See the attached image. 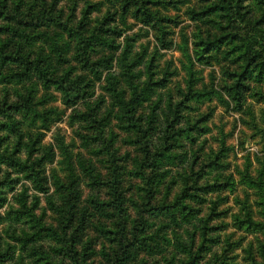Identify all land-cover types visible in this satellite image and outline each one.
Segmentation results:
<instances>
[{
  "label": "trees",
  "instance_id": "16d2710c",
  "mask_svg": "<svg viewBox=\"0 0 264 264\" xmlns=\"http://www.w3.org/2000/svg\"><path fill=\"white\" fill-rule=\"evenodd\" d=\"M59 1L0 0V34L6 35L0 42V66L2 68L6 66L1 72L4 81L13 87L18 96L11 98L9 87L0 93V116L9 117L7 120L0 117V130H19L22 121L14 116L15 113L36 111L34 88L37 83H41L45 88L55 86L62 92V99L64 98L68 104L77 103L91 91L89 78L79 74L74 76L71 67L63 70L60 62L63 60L62 52L57 50V55H52L45 47L47 39L52 38L50 28L57 27L58 30L53 34H62L63 30H66L70 36L75 37L76 57L81 65L90 74H97L100 77V66L108 67L111 64L110 58L105 56L94 58L93 53L97 52L100 46L118 47L115 39L123 34V28L116 23L112 24V21H115L119 14L124 18L127 11H132L136 18L156 29L163 47L176 43L178 50L187 59L184 63L191 72L189 84L188 89L183 90V97L177 102L178 107L185 99L194 96L202 99V96H206L227 108L253 115V118L246 122L255 128V132H264V124L260 125L255 120L250 100L264 103V0H254L253 6L245 4V0H119V10L108 9L93 24L88 19L91 7H98L102 0L87 3L85 15L76 24L63 16V8L59 6ZM254 8L257 13L252 16L250 12ZM180 11L185 12L190 22L181 24L183 19L179 18ZM177 26L179 39L174 42L169 34L175 33L174 27ZM189 28L191 29L188 30ZM136 60L138 59L127 62L121 59L130 89L128 97L115 86L110 87L117 97V102L121 104L128 124L137 133L135 141L140 148V156L135 162L136 172L138 177L144 180L145 186L142 184L138 186L139 200L132 199L137 206V218L133 220V226L130 224L131 214L128 206L129 198L132 196L127 194L128 189L121 183L118 174L119 164L113 165L105 178H100L94 173L89 174L91 184L108 189L105 196L97 194L88 199L90 206L95 210L93 213L101 215L95 222V229L104 238L100 252L107 264H153L148 261L146 255L140 254V249L147 253L155 250L164 252L168 243L172 242L167 227L174 228L182 225L190 217L196 218L198 209L193 205L195 199L200 200L204 198L202 194L209 193L210 189L219 190L223 185L218 177L213 181L207 178L205 182H200L204 169L200 167L184 175V184L173 197L168 194L169 190L164 196L156 194V184L165 174L160 165L164 161H175L178 156L172 152V148L178 145L177 137L189 134L196 127L210 130V124L199 125V121L209 120L212 114L207 112L188 125L177 127L175 117L179 115V108L176 107L174 111L177 112L169 120L161 142L153 146L147 139L150 127L143 123L137 111L140 105L151 97L156 87L165 85L169 72L166 70L160 78H155L156 72L152 69L151 59L148 64V78L139 82L136 80V73L131 69ZM196 61L205 65L222 63L225 75L223 81L218 82L217 86L212 85L202 90L194 89L192 86L194 78L191 76L196 71L194 67ZM20 87L24 88L25 92ZM49 119L48 116H43V122L40 124L42 128L48 129L51 124ZM218 128L220 146L212 151V155L209 154L211 158L208 160L212 163L210 165L225 171L232 165V160L227 159L232 146L226 141L232 130L226 131L223 125H218ZM2 140L3 137L0 136V141ZM36 142L33 138L28 142L29 152L26 158L20 156V142L12 149L8 147L2 149L0 143V171L3 165L6 166L0 177V208L5 206L8 200L5 187L15 188L13 182H16L17 178L12 177V171L25 173L39 191L50 190L46 164L54 159L55 148L51 144L46 146L42 144V147L45 146L43 153L34 157L32 150H35ZM110 153L113 160H116L115 152ZM251 163L252 160L247 162L244 168L236 165L238 181L243 185H255L260 190L258 194L261 198L258 202L261 203V213L264 214V170L255 177L251 173ZM227 177L233 179V173L230 172ZM53 178L58 184L57 188L61 190V196L49 194L47 199L51 208L59 213L61 225L47 223L43 215H38L36 206L39 203V196L36 195L30 204L28 194L24 190L17 194L19 205L13 207V215L9 216L17 221L26 217V221H31L32 226L36 228L32 234L20 237L23 241L35 238L36 234L49 236L56 243L54 250L57 254L71 255L75 264H91L88 259L95 254V250L90 248L80 250L76 242L86 233L87 224L93 221L90 216L92 214L86 215L88 207L79 209L81 193L75 178H71L69 183L64 182L58 173H54ZM231 183H234V180H231ZM221 199L223 197L218 196L213 200V209H217ZM75 218H79L78 224L73 222ZM2 219L3 215L0 213V222ZM237 220L239 226H246L254 232L264 234V216L262 219H255L248 212L245 218ZM72 227L73 233L69 234L67 228ZM174 237L176 247L191 250V246L181 242L180 236L175 234ZM2 240L0 235V264H7V261L15 256V249L9 242L3 245ZM234 241L242 245V239L229 240L228 247L224 249L227 251L233 248ZM260 242L262 258L256 260L255 256H251L249 264H264V240ZM199 249L201 246L195 254L189 251L190 256L183 264H201L199 257L202 254ZM50 263L63 264V260H50Z\"/></svg>",
  "mask_w": 264,
  "mask_h": 264
},
{
  "label": "rangeland",
  "instance_id": "374dc122",
  "mask_svg": "<svg viewBox=\"0 0 264 264\" xmlns=\"http://www.w3.org/2000/svg\"><path fill=\"white\" fill-rule=\"evenodd\" d=\"M95 1L98 0H60L59 6L63 8V16L76 24L85 15L86 4ZM253 1L245 0V4L253 6ZM119 4V0H102L97 5L98 7H91L88 19L93 24L108 9L119 10ZM172 12L176 11L172 10ZM250 13L253 16L257 11L254 8ZM179 18L183 19L181 24L190 22L184 11H180ZM115 23L123 28V34L115 39L118 47L100 46L98 51L93 53L94 58L102 56L110 58L111 64L108 67L100 66V77L97 74H90L81 65L76 57L75 37L70 36L66 30H63L62 34H53L58 29L57 27L50 28L52 38L47 39L44 43L45 47L52 55H57V50L62 52L63 60L60 62L63 70L71 67L74 76L76 74L85 75L87 79H90L89 90L91 91L77 103L68 104L65 103L64 98L62 99V92L55 86L45 88L41 83H37L34 88L36 111L15 113L14 116L22 121L19 130H0V136L3 137L0 141L1 148L12 149L20 142L22 158L28 155V142L31 138L37 141L35 150H32L34 157L41 155L48 144L55 148L54 159L46 164L49 191H39L25 173L18 171H12L11 174L12 177L17 178V181L13 182L15 188L5 187L8 200L5 206L0 208V213L3 215L0 222V235L3 245L9 242L15 249V256L8 260L7 264H52L50 260H63V264H75L71 255L56 253L54 250L56 243L49 236L36 234L35 238L26 241L20 239L26 234H32L36 228L32 226L31 221H26V217L17 221L9 216V214L13 215V207L19 205L17 194L24 190L28 194L30 204L33 203L36 195L39 196V203L35 205L38 215H43L47 223L61 225L59 213L51 208L47 199L49 194L60 195L61 190L57 188V182L53 181L54 173H58L62 180L68 183L71 178H75L81 193L79 209L88 207L86 215L92 214L90 216L93 221L87 224L86 233L76 242L80 250L87 248L95 250V254L88 259L89 263L107 264L100 252L104 238L95 229V222L101 218V215L93 213L95 210L90 206L88 199L97 194L105 196L106 191L108 192L107 187L90 183V173L105 178L112 166L119 164L118 174L121 183L128 189L127 194L132 196L129 198L128 206L131 214L130 224L134 225L133 220L137 218V206L132 199L139 200L138 186L140 184L145 186L144 180L138 177L136 172L135 162L140 156V148L138 142L135 141L137 133L128 124L121 104L117 102V97L110 87L115 86L122 90L125 97H128L130 93L127 76L124 73V63L121 59L127 62L138 59L131 69L136 73V80L139 82L148 78V64L151 59L152 69L156 72L155 78H160L166 70L169 72L165 85L156 87L151 97L143 102L137 111L143 123L150 127L147 139L153 146H156L161 142L169 120L177 112L174 110L178 107L177 102L183 97V90L188 89L191 72L184 63L187 60L186 57L178 50L176 43L163 47L157 37L156 29L136 18L132 11H127L124 18L119 14L117 19L112 21V24ZM174 28L175 33H170L169 36L173 37L176 42L179 39V27ZM5 37L6 35L0 34V42ZM194 67L196 71L191 78H194L192 86L196 90L209 88L212 85L217 86L218 82L223 81L225 77L222 63L219 62L205 65L196 61ZM5 69L6 66L3 68L0 66V93L2 94L9 87L10 97L17 98L13 87L11 88L10 84L4 81L1 71ZM20 88L25 92L24 88ZM250 100L255 120L263 125L264 103ZM178 108L179 115L175 117L177 127L188 125L209 112L212 114L210 119L200 120L199 125L210 124L211 129L207 131L196 127L189 134H181L177 137L178 145L172 148V152L178 156L175 161H164L160 165V169L165 174L156 184V194L164 196L169 190L168 194L173 197L183 186L184 175L200 167L204 168L200 182H205L207 178L213 181L215 177H218L223 185L219 190L210 189L209 193L202 194L204 198L195 199L193 205L198 209L196 218L190 217L182 225L174 228L167 227V233L172 242L168 243L164 252L155 250L147 253L141 248L140 254L146 255L148 261L153 264H183V261L189 258L190 252L195 254L201 246L199 249L202 254L199 257L201 264H249L251 256H255L256 260L261 259L260 241L264 240V234L254 232L246 226H239L237 220L245 218L248 212L255 219L263 218L262 206L258 202L261 198L258 194L260 190L255 185H243L238 181L239 174L236 172V165L244 168L245 164L252 160L250 168L255 177L261 170H264V132H255V128L246 122L252 119L253 115L227 108L214 100H209L206 96H202V99L195 96L185 99ZM43 116L50 118L51 124L48 129L40 125L43 122ZM0 117L5 120L9 119L4 115ZM218 125H223L226 131L232 130L226 139L227 144L232 146L227 157L232 160V165L225 171H220L210 165L212 163L208 160L211 158L212 151L220 146ZM42 144L45 146L42 147ZM110 151L115 152L116 160H113ZM197 156L200 157L197 158ZM204 162L205 166H203ZM5 168L6 166L3 165L0 177ZM230 172L233 173V179L227 177ZM231 180H234V183H231ZM130 185H132L131 188ZM218 196H222L223 199L218 202L217 209H213V200ZM73 222L78 224L79 218H75ZM67 230L69 234L73 233V227ZM175 234L180 236L181 242L191 246V250L176 247L174 245ZM239 239H242L241 246L234 241L233 248L227 251L224 249L228 247L227 241Z\"/></svg>",
  "mask_w": 264,
  "mask_h": 264
}]
</instances>
